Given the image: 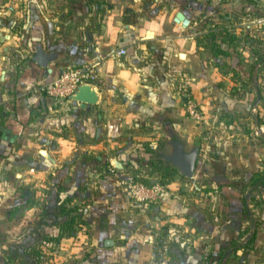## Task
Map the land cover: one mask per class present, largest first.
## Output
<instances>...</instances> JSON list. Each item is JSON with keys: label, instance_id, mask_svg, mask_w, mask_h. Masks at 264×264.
<instances>
[{"label": "crops", "instance_id": "crops-1", "mask_svg": "<svg viewBox=\"0 0 264 264\" xmlns=\"http://www.w3.org/2000/svg\"><path fill=\"white\" fill-rule=\"evenodd\" d=\"M199 10L229 17L199 0H0V264H33L37 238L55 249L40 264H264V182L249 178L264 116L197 44ZM66 67L89 69L95 103L41 90ZM130 175L165 188L143 206ZM59 204L80 215L54 239Z\"/></svg>", "mask_w": 264, "mask_h": 264}, {"label": "rangeland", "instance_id": "rangeland-1", "mask_svg": "<svg viewBox=\"0 0 264 264\" xmlns=\"http://www.w3.org/2000/svg\"><path fill=\"white\" fill-rule=\"evenodd\" d=\"M199 1H202L204 7L210 6L216 9L219 8L222 13L225 12L227 15H229V17L226 18L227 20H225V25L227 26V29L229 31L231 32L235 31V33L240 35L239 42L240 45L243 47L240 50V52L243 56H245L242 58L244 61L243 65H246L245 62L254 59V57H248V51H249L248 49L250 48L253 49V51L259 53L263 52L264 55V0H199ZM221 16H223V14H219L218 16L213 14V16H210L206 12L203 13L200 12V10L194 11L191 29L193 32H196V36H201L203 33L207 32L209 28H211L212 31L214 32L217 31L218 33L220 32L222 33L223 20H221L222 19ZM224 68H225V73L228 74L227 72H229L230 70H226L227 69L226 67ZM253 75H254L253 81L248 79H245L246 81H244L239 76H233L234 77L233 80L236 83L235 85H237L235 86L236 88L233 90V92L235 93V91H239L238 88L244 91H248L246 87L250 86L249 88H252L253 90L257 91V92L255 91L252 92L253 94L255 93L256 94L253 95L252 93L245 92L243 95L241 93L240 96H243L241 98L240 96L239 97L235 95L232 96L236 98V100H239L240 102H244V103L246 101L250 105H252L253 102H256L255 107L257 109V116L259 118H263L264 60L256 64L255 69L253 71ZM186 86L189 88L191 92L190 85L187 84ZM191 96L195 99L201 111L202 109L200 107V104L198 103V100L194 97V94L192 92H191ZM201 119L202 117L199 120ZM199 120H195V121H199ZM258 133L264 134V130H261V132L259 131ZM48 244H46V242L43 241V239L41 238L35 239L33 245L31 246V249L34 253L33 256H36L34 257L33 264L41 263L39 260L40 257L38 256L41 254H43L44 260H48L49 255L51 254H46L47 249L51 251L55 250L53 249L52 243H48ZM36 253H38V255H36Z\"/></svg>", "mask_w": 264, "mask_h": 264}, {"label": "trees", "instance_id": "trees-1", "mask_svg": "<svg viewBox=\"0 0 264 264\" xmlns=\"http://www.w3.org/2000/svg\"><path fill=\"white\" fill-rule=\"evenodd\" d=\"M222 18V19H221ZM221 20H223V31L222 33H218L217 31H212L211 28L208 29L207 32L203 33L201 36H196V42L199 45H203L205 47H207L209 49V51L211 53H213L215 56H220V55H225L227 57H215V63L218 65H228L234 72H236V76H239L238 71L245 76V79L254 80V75H253V71L255 69V66L257 63L261 62L264 60V55L263 52L259 53L256 51H253V49H248V57H254V59L245 62L246 65H243V57H228L229 55H231V52L234 51L237 53L238 49H242L243 47L240 45L239 42V38L240 35H238L237 33H235V31H229L227 29V26L225 25V20H227L226 15L224 14L223 16H221ZM218 23V22H217ZM216 23V24H217ZM218 26V25H217ZM241 54V52H240ZM244 63V64H245ZM238 66H240L238 68ZM259 118V117H258ZM261 119V118H259ZM254 182H264V169H262L259 172H255V173H251L250 177ZM250 179V180H251ZM145 182V181H144ZM227 183V182H226ZM221 186V185H220ZM244 198V197H243ZM77 210L76 206H67L64 204H59L56 209H54V212L57 213V215H59V218L57 219V221L55 223L58 224L60 232L57 236L53 237L54 239L59 238L63 233H72L73 231H75V227H74V223L77 222L76 218L79 217L80 214L78 213H72L73 211ZM243 215H246L247 212V205L244 204V201L242 200V207L241 210ZM259 226L256 225L255 227H253L250 236L245 240L244 243L240 244V246H248V245H253L255 236H256V232H257V227ZM242 232L239 231L237 232V234H235L232 238H231V245L235 244L236 240L241 236ZM27 249L30 248V245L26 246ZM30 256L31 254L33 255V251L32 249L30 250ZM24 253V252H23ZM29 253V251H28ZM36 255H38V253H36ZM40 256V255H38ZM36 257V256H33ZM30 260L29 258L27 259V261ZM31 261V260H30Z\"/></svg>", "mask_w": 264, "mask_h": 264}, {"label": "built area", "instance_id": "built-area-1", "mask_svg": "<svg viewBox=\"0 0 264 264\" xmlns=\"http://www.w3.org/2000/svg\"><path fill=\"white\" fill-rule=\"evenodd\" d=\"M125 52L126 50L123 47L118 49V53L122 54ZM89 76H91L89 69L66 67L59 72L56 78L43 84L41 90L56 99H62L69 96L79 84L88 83ZM182 90L184 96L183 104L187 115L192 119L199 120L202 117V113L197 102L186 87ZM120 183L127 187L130 198L143 206L155 201L165 188V185L159 181L144 182L133 175L121 180Z\"/></svg>", "mask_w": 264, "mask_h": 264}, {"label": "water", "instance_id": "water-1", "mask_svg": "<svg viewBox=\"0 0 264 264\" xmlns=\"http://www.w3.org/2000/svg\"><path fill=\"white\" fill-rule=\"evenodd\" d=\"M177 20L183 19L182 12L177 13ZM70 98L80 102V106L84 107L87 103H95L98 99L97 91L90 83L79 84L75 90L69 95ZM110 242L107 240L106 243Z\"/></svg>", "mask_w": 264, "mask_h": 264}]
</instances>
